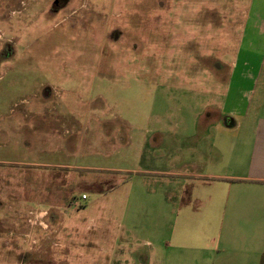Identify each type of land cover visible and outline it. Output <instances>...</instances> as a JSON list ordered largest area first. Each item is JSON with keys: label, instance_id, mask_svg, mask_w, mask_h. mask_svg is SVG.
<instances>
[{"label": "rangeland", "instance_id": "1", "mask_svg": "<svg viewBox=\"0 0 264 264\" xmlns=\"http://www.w3.org/2000/svg\"><path fill=\"white\" fill-rule=\"evenodd\" d=\"M258 11L0 0V264H149L156 248L170 264H264V228L227 226L229 184L212 177L240 168L220 163L240 138L222 123L225 86Z\"/></svg>", "mask_w": 264, "mask_h": 264}, {"label": "crops", "instance_id": "2", "mask_svg": "<svg viewBox=\"0 0 264 264\" xmlns=\"http://www.w3.org/2000/svg\"><path fill=\"white\" fill-rule=\"evenodd\" d=\"M241 28L237 64H232L238 76L229 77L225 86L227 98L232 102V108L227 110L222 120L225 132L239 134L240 138L237 143L227 146V156L222 155L220 159L221 165H224L226 161L228 166L232 164L240 168L234 169L233 172H235L229 176L213 174L212 177L229 184L223 208V218L227 226L241 224L245 221L246 225L264 228V14L258 11L252 14L251 18H248L247 14ZM233 72L234 70L232 74ZM249 109H252L253 116L251 125L246 126L245 121ZM230 120L231 126H227L225 123H229ZM230 153L232 157L229 156ZM252 193L256 197H253ZM259 210L261 213L257 214ZM254 214L259 215V218L256 217L250 221ZM246 242L248 245L242 252L252 258L255 253L253 241ZM147 244L151 247L149 242ZM155 245L156 247L162 246L164 241H157ZM220 248L223 251L229 249L222 244ZM103 253L106 254L107 251L104 250ZM207 257V255L195 256L193 260L192 256H189L185 262L187 264L200 262L213 264V262L206 263ZM170 258V256H161L157 248L151 249L148 253L149 264H170ZM179 258L181 261V256ZM175 263L177 261L172 260V264Z\"/></svg>", "mask_w": 264, "mask_h": 264}, {"label": "built area", "instance_id": "3", "mask_svg": "<svg viewBox=\"0 0 264 264\" xmlns=\"http://www.w3.org/2000/svg\"><path fill=\"white\" fill-rule=\"evenodd\" d=\"M86 199H87V197H86L85 195H81V200H86ZM71 206H72V208L75 209V210H79V209H80V204H79L78 201H73V202L71 203Z\"/></svg>", "mask_w": 264, "mask_h": 264}, {"label": "flooded vegetation", "instance_id": "4", "mask_svg": "<svg viewBox=\"0 0 264 264\" xmlns=\"http://www.w3.org/2000/svg\"><path fill=\"white\" fill-rule=\"evenodd\" d=\"M55 6L58 7V9H59L58 11H60V9H62L61 6L59 5V2L57 4H55ZM52 11H54V10H52Z\"/></svg>", "mask_w": 264, "mask_h": 264}, {"label": "trees", "instance_id": "5", "mask_svg": "<svg viewBox=\"0 0 264 264\" xmlns=\"http://www.w3.org/2000/svg\"><path fill=\"white\" fill-rule=\"evenodd\" d=\"M227 126H231L230 124H231V120H230V122L228 123V122H226L225 123Z\"/></svg>", "mask_w": 264, "mask_h": 264}, {"label": "water", "instance_id": "6", "mask_svg": "<svg viewBox=\"0 0 264 264\" xmlns=\"http://www.w3.org/2000/svg\"><path fill=\"white\" fill-rule=\"evenodd\" d=\"M54 4H56V2Z\"/></svg>", "mask_w": 264, "mask_h": 264}]
</instances>
